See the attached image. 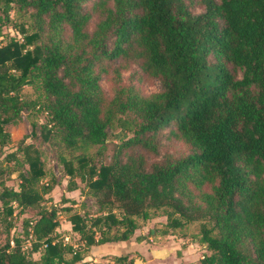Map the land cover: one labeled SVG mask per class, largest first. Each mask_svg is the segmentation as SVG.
<instances>
[{
  "label": "trees",
  "instance_id": "16d2710c",
  "mask_svg": "<svg viewBox=\"0 0 264 264\" xmlns=\"http://www.w3.org/2000/svg\"><path fill=\"white\" fill-rule=\"evenodd\" d=\"M202 1L194 13L187 0H0V37L15 6L31 19L23 41L0 46V147L10 142L5 124L28 106L20 98L28 84L42 92L34 107L47 113L45 138L68 150L102 153L115 125L132 133L110 163L61 158L69 190L80 177L100 206V214L70 217L85 250L130 240L139 217L162 210L163 233L202 222L200 264H264V0ZM117 60L161 89L147 95L119 85L107 98L100 80ZM169 127L189 154L150 162ZM26 154L28 171L17 150L5 154L20 183H0V214L14 226L15 215L39 211L0 248V264L82 263L81 251L57 240L58 203L42 205L54 181H43L40 150ZM23 240L42 251L39 259ZM111 260L136 264L126 253Z\"/></svg>",
  "mask_w": 264,
  "mask_h": 264
},
{
  "label": "rangeland",
  "instance_id": "374dc122",
  "mask_svg": "<svg viewBox=\"0 0 264 264\" xmlns=\"http://www.w3.org/2000/svg\"><path fill=\"white\" fill-rule=\"evenodd\" d=\"M187 2L190 4V8L194 13L204 11L205 6L202 0H187ZM11 18L12 22L3 29V35L0 37V46L9 43L11 38L23 41L24 33L21 31V27L28 28L31 22V19L25 15L23 11H19L17 6L11 11ZM93 25L94 23H92L91 27H93ZM119 61L120 60L109 62L110 70L108 73L103 74L100 80L107 98L113 96L115 87L119 85H134L147 95L156 93L161 89L160 82L155 78L146 76L136 64H131L127 68H118ZM41 93L40 88H38L36 84L25 85L20 92V98L23 102H27L28 106L21 111L13 121L4 126L5 130L10 134V142L5 147H0V160L3 161V167L5 169V172L0 176V183L5 182L14 188H18L20 183V170L13 165V162L6 161L5 154L7 152L17 150L18 156L25 164L22 170L28 171L29 164L26 161V153L30 151L31 154H34L35 149L40 150L41 158L47 170V176L43 181H48L51 178H53L52 181H54V189L46 195V200L42 205L50 206L53 202L58 203L60 226L57 230V240L81 251L84 256L87 250L84 249L79 234L72 229V222H69L70 217L75 213L94 216L100 214L101 210L96 198L90 193V188L80 177H75L78 184L77 188L69 190L70 176L67 174L65 166L61 162V158L66 157V159H73L76 165V156L85 154L91 156L97 163H110L115 159L118 150H120L122 141L132 136V133L124 132L119 126L115 125L109 129L110 136L106 143V148L102 153H98L97 146L68 150L61 146L57 137L46 139L44 136V125L47 123V113L40 110L38 106L36 108L34 107V102L40 100ZM170 129L171 127L166 128L161 136L160 155H149L148 159L150 162L161 160L169 154L176 157L189 154L190 147L182 140L170 134ZM28 145L31 146L30 149H26ZM125 151L126 150H124L123 153H125ZM65 199H68V201L64 202L63 200ZM114 210L119 214L117 208ZM38 211L39 208H28L23 213L15 215L12 220L14 226H9V218L6 220L4 214H0V248L9 244L14 234L20 236L24 217H35L38 215ZM150 212L153 213V211ZM156 214L158 216L147 221L140 219V217L138 218L139 228L136 230L133 238L140 237L142 239L138 246L135 244L136 246L128 249L129 256L133 257L137 264H150L148 261L149 256H153V253L164 250L158 245V241H160L158 233H162L166 229L164 222L167 218L162 210ZM201 224V221L191 222L186 227L177 229L172 233V235L174 234L178 237L183 238L184 236L186 242L188 239V242L195 246L196 251L194 253L197 254L195 255L196 257L181 264H200L206 252V247L199 243L201 237ZM141 230H146V232L148 230V232L142 235L140 234ZM11 244L13 245V241ZM22 244L25 252L30 254L33 259H39L41 257V250L31 253V242L29 240H23ZM186 245L187 243L183 245L182 242L179 244L172 243L170 245V248L175 250L174 254L177 259L183 257V249L180 250L179 248ZM167 251L169 252L171 250ZM71 256V253L66 255L68 259L71 258ZM101 264L113 263L110 261H103Z\"/></svg>",
  "mask_w": 264,
  "mask_h": 264
},
{
  "label": "crops",
  "instance_id": "0c3cea01",
  "mask_svg": "<svg viewBox=\"0 0 264 264\" xmlns=\"http://www.w3.org/2000/svg\"><path fill=\"white\" fill-rule=\"evenodd\" d=\"M147 228L149 229L148 226ZM147 232L146 230H141L140 234L145 235ZM158 236L160 239V241H158V245L161 246L164 250L158 253H153V256L150 255L148 258V261L150 264L151 263L153 264H181V263L187 262L188 260H192L194 257H196L195 255L197 254L194 253L196 251L195 246L189 243L188 239L186 242V238H184V236L183 238L178 237L174 234L172 235L171 232H168V233L160 232L158 233ZM133 237L130 240L124 241V242L107 243L103 245H93L89 250H87L86 254L84 255V259L82 263L88 262V264H96V263H102L103 261H110L113 263V261L111 260L112 256L121 255L125 253L128 254V251H129L128 249L136 245L137 246L139 245L142 238L140 237L133 238ZM180 242H182L183 245L187 243V245L179 248L180 250L183 249L182 250L183 257H181V259H177L176 255L174 254L175 250L170 248V245L172 243L179 244ZM167 250H171V251L168 252ZM82 263L79 262L77 264H82ZM135 263L137 264L136 261Z\"/></svg>",
  "mask_w": 264,
  "mask_h": 264
}]
</instances>
